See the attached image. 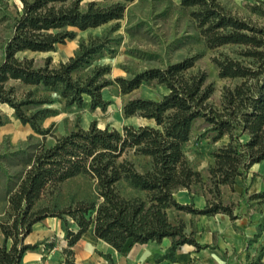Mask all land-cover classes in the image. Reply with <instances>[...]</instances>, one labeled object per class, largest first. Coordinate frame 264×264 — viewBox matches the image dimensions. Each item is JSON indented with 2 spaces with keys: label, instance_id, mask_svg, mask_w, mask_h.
I'll return each mask as SVG.
<instances>
[{
  "label": "trees",
  "instance_id": "obj_1",
  "mask_svg": "<svg viewBox=\"0 0 264 264\" xmlns=\"http://www.w3.org/2000/svg\"><path fill=\"white\" fill-rule=\"evenodd\" d=\"M101 1L106 4L90 1L82 7L80 0H19L20 11L10 22L0 60V104L8 105L15 118L41 140L17 152L20 172L4 190L0 264H21L25 251L36 250L39 243L25 244L24 238L34 223L48 217L60 221L67 257L92 226L93 236L116 251L127 243H159L169 238L170 246L157 260L173 262L175 251L183 244L197 250L207 246L197 243L192 233L186 234L182 221L171 223L167 209L200 215L223 213L234 219V206L222 201L220 187L232 188L236 178L244 181L250 167L264 160V0L248 4L247 16L233 13L218 0H179L180 6L190 10L188 15L207 48L236 47L234 56L221 53V57L211 58L219 78L239 79L231 87L223 86L220 108L208 103L213 84L207 82V74L192 71L198 56L113 79L107 77L109 65H94L81 74L95 57L113 51L105 36L79 41L73 55L55 67L50 57L37 66L31 57L16 56L24 51H54L72 40L75 30L118 21L133 0ZM9 80L57 93L65 107L80 108L87 96L91 111H105L110 105L102 90L113 83L123 95L149 82L162 85L166 93L159 99L137 97L123 103V117L136 116L150 124L124 125L117 130L98 128L92 120L87 128L75 125L48 143L45 138L50 128H43L42 122L56 114L50 107L55 100L37 97L32 90L17 99L15 88L6 86ZM199 118L213 132V143L223 137L227 141L209 152V197L203 208L196 209L192 203H178L174 193L178 189L190 191L192 185L203 181L184 150L193 122ZM3 124L0 115V127ZM128 150L146 159L141 170L124 156ZM76 176L88 178L94 194L59 204L54 194L62 183ZM121 184L130 194L121 192ZM251 197L264 200V192ZM64 264L71 262L66 258Z\"/></svg>",
  "mask_w": 264,
  "mask_h": 264
},
{
  "label": "rangeland",
  "instance_id": "obj_2",
  "mask_svg": "<svg viewBox=\"0 0 264 264\" xmlns=\"http://www.w3.org/2000/svg\"><path fill=\"white\" fill-rule=\"evenodd\" d=\"M97 1L106 4L101 0H80V5L85 6L87 2ZM227 9L240 16H247V6L257 0H218ZM19 0H0V60L2 59V49L6 38L10 33L9 25L20 11ZM188 8L180 6L179 0H133L126 6L124 17L118 21H112L94 29L85 31L75 30V37L66 40L64 44L55 47L50 52H19L17 57H31L37 66L43 64L46 57H50L51 65L57 66L73 55L77 49L79 41L86 40L89 36H105L109 40V46L113 50L111 53L103 52L95 57L90 67L81 71L82 75L87 74L94 65H109L110 72L108 78L113 79L117 76L125 78L132 74L141 72L148 68L164 67L168 64L179 61L189 56H198L192 71L202 70L207 74V82L213 84L208 103L214 108H220L221 91L223 86H233L239 79L219 78L217 68L212 63V57H221V53H228L234 56L236 47L222 46L209 49L196 28L195 23L190 19ZM117 24L116 29L112 27ZM6 86L15 88V97L22 99L25 92L32 90L35 96H48L54 101L50 105L56 110L54 116L43 120L42 127L50 128V134L46 136V142L50 143L54 137H60L72 130L75 125L87 128L89 123L94 120L98 128L108 127L109 129L120 130L124 125L150 124L144 119L136 116L125 118L122 116L121 107L129 99L142 97L159 99L166 93V89L159 84L149 82L142 84L131 93L121 94L115 83L102 90L103 97L110 101L105 111L100 109L91 111L87 101L78 108L76 106L65 107L57 93L46 91L42 87L23 85L16 80H9ZM33 107H30L32 109ZM0 115L4 119V124L0 127V220L4 218L5 209L4 190L8 182H13L16 175L20 172L18 165L17 152L24 150L28 145L37 143L41 137L35 134L28 125H22L14 116L13 110L6 104H0ZM213 132L209 125L201 118L193 122L191 135L185 146V155L190 164L199 169L202 174V183L192 185V189L197 191L206 189L209 186L207 180V168L210 165L211 157L209 152L227 141L226 137L212 142ZM126 158L132 160L138 170H141L146 162L143 157L133 155L128 150ZM264 166V161L260 164ZM254 176H248L246 180L238 179L232 188L223 186L221 191L222 201L225 204L238 205L237 190L241 187L242 192H246L250 185L255 181H264V175H260L257 180ZM253 180V182H252ZM123 194L128 195L130 191L124 184L120 185ZM207 193V192H206ZM94 194L92 182L84 176H76L61 184L59 190L54 194V198L59 204H65L70 200L88 199ZM241 199V197H239ZM245 198H243L244 200ZM235 202V203H234ZM252 205H248V208ZM259 212H264V206H257ZM264 223V222H263ZM262 228V225L259 226ZM2 235L0 233V245ZM9 244V242H7ZM251 241L246 242L244 260L246 264L252 262L255 255L249 251ZM261 245L257 251L260 253ZM259 249V251H258ZM234 253H232L233 255ZM253 254V253H252ZM67 256H65V259ZM233 264L231 258L228 262Z\"/></svg>",
  "mask_w": 264,
  "mask_h": 264
},
{
  "label": "crops",
  "instance_id": "obj_3",
  "mask_svg": "<svg viewBox=\"0 0 264 264\" xmlns=\"http://www.w3.org/2000/svg\"><path fill=\"white\" fill-rule=\"evenodd\" d=\"M84 100L89 106V98L85 96ZM263 161L252 165L246 178L254 176L257 180L260 175H264V166H260ZM238 179L240 178L235 179L234 184ZM222 188L223 186L220 187V191ZM261 192H264V181L261 183L254 181L245 193L240 187L236 192L235 202H238V205L233 207L235 218L232 220L223 213L200 215L168 208L167 216L171 223L182 221L184 232L192 233L197 243L207 246L197 250L192 245L183 244L175 251L173 262L167 259L157 260L170 246L169 238H163L159 243L148 242L142 245L127 243L120 251H116L93 236L92 226L71 247L72 253L67 258L71 264H109L106 256L111 260V264H229L231 258L233 264H246L243 259L244 251L246 242L250 240L249 251L253 253L251 255H255V258L248 264L255 262L264 264V212H259L257 209L259 205L264 206V200L251 197ZM208 197L209 195L203 189L195 191L192 187L190 191L178 189L174 193L178 203H192L196 209L203 208ZM248 205L252 206L248 208ZM260 225L262 228L259 229ZM23 242L25 244L39 243V245L36 250L24 252L21 264H64L66 241L57 218L48 217L34 223L31 232ZM259 245L262 248L258 254L256 251Z\"/></svg>",
  "mask_w": 264,
  "mask_h": 264
}]
</instances>
